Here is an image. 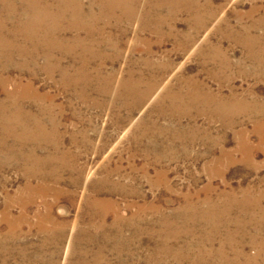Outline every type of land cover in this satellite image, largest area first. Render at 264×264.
I'll return each instance as SVG.
<instances>
[{"label": "rangeland", "instance_id": "374dc122", "mask_svg": "<svg viewBox=\"0 0 264 264\" xmlns=\"http://www.w3.org/2000/svg\"><path fill=\"white\" fill-rule=\"evenodd\" d=\"M56 3L0 11V264H189L264 208V0Z\"/></svg>", "mask_w": 264, "mask_h": 264}, {"label": "bare ground", "instance_id": "6f19581e", "mask_svg": "<svg viewBox=\"0 0 264 264\" xmlns=\"http://www.w3.org/2000/svg\"><path fill=\"white\" fill-rule=\"evenodd\" d=\"M18 1L19 3L12 2L9 0H0V11L5 12L8 15L10 13L14 14L16 13V11H18L17 10V6H18L23 10L24 14H27L29 10L34 7V5L32 6V4L39 3L40 0H18ZM55 1L57 3L54 5V8L58 11H61L62 9H64V7L67 4L65 3V0H55ZM68 5L69 4H67V6ZM44 7H42L43 8L42 10L46 11ZM0 34H1V28H0ZM0 40H1V37H0ZM222 154H223L222 156L224 157L231 158L230 153L227 151H224V152L222 151ZM247 192L248 191H243V196H242L243 198L240 201L234 202L232 201V199H228V198H233V197H227L225 198V203L227 202L226 203L227 205L223 206V208L220 209L215 204H211L209 208L203 211L204 219L205 218L209 219V221L205 222L207 225V229H208L207 232H205L207 235L203 234V236L205 235L206 241H208L209 243L206 251L200 246L194 245V247L198 246L196 248L197 252L195 251L192 254H189V252L183 253L184 251L183 248H180L179 246L176 248V250H169L170 255L176 256L177 262L184 260V261H187V263L189 264H234V262L226 255L227 251L234 252V254L236 253V255H239V256L243 255L245 258H247L243 253V249L240 250V246L238 244L239 241L238 239H236L237 236L239 237V240L241 239L240 236L242 235L244 236V233L241 230H239L241 228H237L235 230L229 229L228 225L230 224V222H233V220H230V218L222 219V216H221L219 220L210 219L211 217H217L220 215L228 216V213L231 212L232 210L233 211L236 210L237 212H239L238 214L239 216L240 215L243 216L244 214L246 215L248 211V207L250 205H252L253 211L255 209L260 210L261 216L264 217V208L258 207L257 198L249 196ZM203 200L211 201V199L207 196L204 197ZM222 220H224V222H222ZM223 228H225V230H223ZM250 236L252 238V241L255 242V238L253 237V235L251 234ZM217 241H218V245H215L216 244L215 242ZM186 248H190V245H187ZM259 248H260V250L258 249L259 253L260 251L264 250V247L262 246H259ZM214 255L216 256V259H214L215 257Z\"/></svg>", "mask_w": 264, "mask_h": 264}]
</instances>
